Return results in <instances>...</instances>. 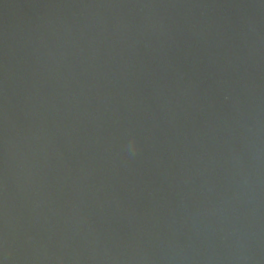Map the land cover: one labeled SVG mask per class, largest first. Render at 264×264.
<instances>
[{
  "label": "water",
  "instance_id": "95a60500",
  "mask_svg": "<svg viewBox=\"0 0 264 264\" xmlns=\"http://www.w3.org/2000/svg\"><path fill=\"white\" fill-rule=\"evenodd\" d=\"M0 264H264V0H163L0 145Z\"/></svg>",
  "mask_w": 264,
  "mask_h": 264
}]
</instances>
